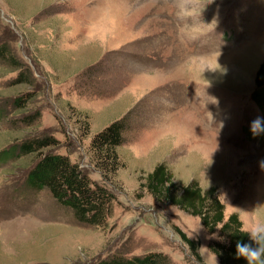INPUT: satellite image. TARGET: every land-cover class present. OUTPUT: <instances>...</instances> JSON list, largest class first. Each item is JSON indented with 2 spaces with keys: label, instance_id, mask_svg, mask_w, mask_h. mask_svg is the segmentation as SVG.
<instances>
[{
  "label": "rangeland",
  "instance_id": "374dc122",
  "mask_svg": "<svg viewBox=\"0 0 264 264\" xmlns=\"http://www.w3.org/2000/svg\"><path fill=\"white\" fill-rule=\"evenodd\" d=\"M2 46L0 264L148 253L169 264H220L210 249L222 242L218 232L143 189L160 163L181 186H215L226 217L238 214L244 230L264 223V134L250 131L264 116L252 97L264 0H0ZM118 120L124 165L107 183L116 202L105 227L79 223L47 189H28L39 154L11 149L38 137L56 139L45 152L105 184L90 141ZM180 232L199 243V256Z\"/></svg>",
  "mask_w": 264,
  "mask_h": 264
},
{
  "label": "trees",
  "instance_id": "16d2710c",
  "mask_svg": "<svg viewBox=\"0 0 264 264\" xmlns=\"http://www.w3.org/2000/svg\"><path fill=\"white\" fill-rule=\"evenodd\" d=\"M5 46L0 47V59H7ZM16 67L17 64H15ZM26 76L21 72L18 82L23 83ZM27 81V80H26ZM253 99L264 107V60L255 75ZM20 103L17 108H21ZM125 126L123 121H114L93 135L90 141V152L95 167L105 184L93 181L86 171L68 156L45 152L56 146L58 141L53 137L34 138L14 146V155L26 156L39 154V161L29 170L25 184L30 190L47 189L54 200L61 206L70 209L79 222L94 227H105L113 214L115 195L107 183L123 167L118 148L124 143ZM15 151V152H14ZM8 152V151H7ZM5 154V152H3ZM143 189L157 203H166L177 207L188 215L198 217L204 228L211 234L218 232L223 237L221 243L210 246L220 264H247L243 257L236 256V242L250 241L238 214L225 215V205L219 198L218 190L211 186L204 190L197 181L179 185L164 163H160L150 172ZM180 237L191 252L197 253L199 243L180 232ZM199 256L198 254H196ZM168 256L163 253H148L144 256H114L96 264H169Z\"/></svg>",
  "mask_w": 264,
  "mask_h": 264
},
{
  "label": "clouds",
  "instance_id": "9594fccd",
  "mask_svg": "<svg viewBox=\"0 0 264 264\" xmlns=\"http://www.w3.org/2000/svg\"><path fill=\"white\" fill-rule=\"evenodd\" d=\"M250 131L253 136L264 134V116L257 115L250 122ZM252 243L239 240L236 242V256L243 257L247 264H264V223H257L245 230ZM223 240V237H219Z\"/></svg>",
  "mask_w": 264,
  "mask_h": 264
}]
</instances>
